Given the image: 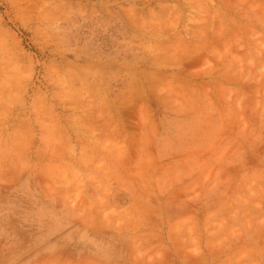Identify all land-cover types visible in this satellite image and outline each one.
<instances>
[{
	"label": "rangeland",
	"instance_id": "1",
	"mask_svg": "<svg viewBox=\"0 0 264 264\" xmlns=\"http://www.w3.org/2000/svg\"><path fill=\"white\" fill-rule=\"evenodd\" d=\"M0 264H264V0H0Z\"/></svg>",
	"mask_w": 264,
	"mask_h": 264
}]
</instances>
